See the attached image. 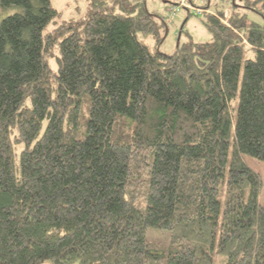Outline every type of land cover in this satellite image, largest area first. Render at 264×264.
<instances>
[{"label":"trees","instance_id":"16d2710c","mask_svg":"<svg viewBox=\"0 0 264 264\" xmlns=\"http://www.w3.org/2000/svg\"><path fill=\"white\" fill-rule=\"evenodd\" d=\"M243 1L164 54L144 2L57 23L50 0H0L19 8L0 21V264H264L243 158L264 162V24L239 12L264 0Z\"/></svg>","mask_w":264,"mask_h":264},{"label":"rangeland","instance_id":"374dc122","mask_svg":"<svg viewBox=\"0 0 264 264\" xmlns=\"http://www.w3.org/2000/svg\"><path fill=\"white\" fill-rule=\"evenodd\" d=\"M129 1L144 2L149 13L156 14L164 19L166 22V28H164L162 40L158 45L155 44V42L149 37L144 38L143 36H139V38L150 48L151 51L172 54L176 50L177 43H183L188 37H192L196 42L209 41L211 36L205 28L202 14L207 12L211 15H216V10L223 11L224 18H222V21L226 23L227 18L230 16V11L233 8L234 0H186V5L190 4L193 8L188 11L186 8L181 7V0ZM235 1L239 5L244 3L243 0ZM50 2L51 5L59 12V18L56 20L57 23L60 21L78 18L82 15V12H84L86 7V0H50ZM206 4L207 10L203 8V5ZM176 7L178 8L177 12L173 14L171 10ZM198 10H201V12H198ZM17 12H19V8L15 6H11L6 9L0 7V21ZM239 12L246 15L248 22H254L260 25L264 24V18L251 8H241L239 9ZM179 33H181L180 37H178ZM247 56L248 58H252L253 55L251 52H248ZM235 104L236 102H232L233 109ZM243 158L245 162L261 177L263 188L259 201L261 204H264V162L248 158L246 156ZM147 239L166 244L169 241V235L167 231L149 229L147 231Z\"/></svg>","mask_w":264,"mask_h":264},{"label":"built area","instance_id":"2783aa9c","mask_svg":"<svg viewBox=\"0 0 264 264\" xmlns=\"http://www.w3.org/2000/svg\"><path fill=\"white\" fill-rule=\"evenodd\" d=\"M181 2V7L182 8H186L187 10H192L193 8L190 6V4H188V5H186L187 4V2H186V0H181L180 1ZM177 7L176 8H173L172 10H171V12L173 13V14H175L176 12H177ZM198 12H201V10H198ZM225 23V22H224Z\"/></svg>","mask_w":264,"mask_h":264}]
</instances>
